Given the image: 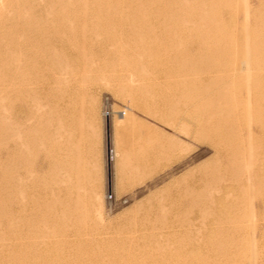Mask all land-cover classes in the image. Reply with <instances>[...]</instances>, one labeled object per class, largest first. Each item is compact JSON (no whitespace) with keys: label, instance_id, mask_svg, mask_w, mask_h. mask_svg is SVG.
<instances>
[{"label":"rangeland","instance_id":"374dc122","mask_svg":"<svg viewBox=\"0 0 264 264\" xmlns=\"http://www.w3.org/2000/svg\"><path fill=\"white\" fill-rule=\"evenodd\" d=\"M197 1L0 0V264H264V0Z\"/></svg>","mask_w":264,"mask_h":264},{"label":"bare ground","instance_id":"6f19581e","mask_svg":"<svg viewBox=\"0 0 264 264\" xmlns=\"http://www.w3.org/2000/svg\"><path fill=\"white\" fill-rule=\"evenodd\" d=\"M217 1L220 2V3L218 4ZM217 1H214L215 3L212 1V3H213L214 5H216L215 8H216L217 5H218V8H216V9H218V10L221 9V7L225 6L224 4H226V6H227V7H225V8H228V9H229L228 6H230V7L233 6V5H232V2L227 3V2H229V1H227V0H226V2H224L225 0H224V1L217 0ZM230 1H231V0H230ZM197 2H198V1L196 0L195 3H197ZM199 2H200V0H199ZM206 2H208V1H206ZM209 2H210V0H209ZM221 2H222V3H221ZM223 2H224V3H223ZM221 4H222L223 6H221ZM202 5H203V4H202ZM220 6H221V7H220ZM219 7H220V8H219ZM235 7H236V6L234 5L233 8H235ZM231 9H232V8H231ZM231 9H230V10H231ZM216 11H217V10H216ZM217 12H221V10H219V11H217ZM206 30H207V29H206ZM204 31H205V29L203 30V33H204ZM203 33L199 35V38L202 37V38H201V39L203 40L202 43H203V42L206 43V38L209 37V33H208V32H206V33H204V34H203ZM200 36H201V37H200ZM5 41H6V40H5ZM7 43H8V42H5L4 44H7ZM200 43H201V42H200ZM202 43H201V46H199L200 48H202ZM203 44H204V43H203ZM7 45H8V44H7ZM204 45H205V44H204ZM6 47H7V46H6ZM203 47H204V46H203ZM215 56H216V55H215ZM215 56H214V57H215ZM202 57H203V56H202ZM202 57H201V59H202ZM216 57H217V56H216ZM210 58H211V57H210ZM201 59H200V61H201ZM198 60H199V59H198ZM207 60H208V58H207ZM204 61H205V60H204ZM213 61H214V60H213ZM211 62H212V61H211ZM198 63H199V61H198ZM201 63H203V62L201 61ZM208 64H209V63H208ZM211 64H212V63H211ZM213 64H215V63H213ZM200 65H202V64H200ZM205 65H206V64H205ZM202 67H203V66H202ZM206 67H207V66H206ZM206 67H205V69H206ZM211 67H212V66H211ZM197 69H198V68H197ZM208 69H209V68H208ZM212 69H213V68H212ZM200 70H201V69H200ZM248 70H249V69H248ZM197 71H198V70H197ZM201 71H202V70H201ZM198 72H199V71H198ZM202 72H203V71H202ZM217 72H218V71H217ZM240 72H241V71H240ZM219 73H221V71H219ZM213 74H214V73H213ZM217 74H218V73H217ZM221 75H222V74H221ZM226 75H227V74H226ZM209 76H210V75H209ZM219 76H220V75H219ZM219 76H218V77H219ZM235 76H236V75H235ZM211 77H212V76H211ZM220 77H221V76H220ZM232 77H233V76H232ZM214 78H215V77H214ZM222 78H223V77H222ZM208 79H209V78H208ZM210 79H212V78H210ZM215 79H216V78H215ZM217 79H218V78H217ZM226 80H227V79H226ZM229 80H230V79H229ZM211 81H212V80H211ZM209 82H210V80H209ZM224 82H225V81H224ZM224 82H222V83H223V86H224ZM231 82H232V81H231ZM203 83H204V82H203ZM225 83H226V82H225ZM204 84H209V83L207 82V83H204ZM210 84H211V83H210ZM214 84H216V81H215V83L213 82V84H211V85H214ZM216 85H217V84H216ZM219 85H220V84H219ZM216 87H218V86H216ZM216 87H215V88H216ZM122 88L125 89L124 87H122ZM122 88L119 90V92L121 91V93H124L125 90H122ZM227 88H228V86H227ZM203 89H205V87H203ZM203 89H202V90H203ZM223 89H224V88H223ZM217 90L219 91L220 89L218 88ZM225 90H226V89H225ZM225 90H224V91H225ZM123 91H124V92H123ZM213 91H214V90H213ZM226 91H228V89H227ZM206 92H207V91H206ZM223 93H224V92H223ZM230 93H231V91H230ZM213 94H214V93H213ZM213 94H212V97H213ZM216 95H218V94H216ZM219 95H220V94H219ZM219 95H218V96H219ZM222 96H223V95H222ZM224 96H225V95H224ZM224 96H223V98H224ZM229 96H230V95H229ZM220 97H221V96H220ZM225 97H226V96H225ZM223 98H222V99H223ZM229 98H230V97H229ZM217 99H220V98H217ZM226 99H227V98H226ZM202 100H203V99H202ZM220 100H221V99H220ZM220 100H219V101H220ZM223 100H225V99H223ZM212 101H214V99H213ZM228 101H229V99H228ZM228 101H227V102H228ZM206 102H207V100H206ZM209 102H210V100H209ZM214 102H215V101H214ZM204 103H205V101H204ZM218 103H219V102H218ZM211 104H213V103H211ZM215 104H216V102H215ZM213 105H214V104H213ZM217 106H218V105L216 104V107H217ZM205 107H206V106H205ZM205 107H204V108H205ZM208 108H209V107H208ZM231 108H232V107H231ZM233 108H234V107H233ZM217 109H218V108H217ZM207 110H208V109H207ZM207 110H206V112H207ZM209 110H211V107H210ZM226 110H227V109H226ZM228 110H229V109H228ZM232 110H233V109H232ZM229 111H230V110H229ZM229 111H228V112H229ZM92 112H93V110H92ZM222 113H223V111H222ZM226 113H227V112H226ZM92 114H93V113H92ZM92 114H91V115H92ZM209 114H210V113H209ZM217 114H218V113H217ZM257 114H258V113H257ZM215 115H216V114H215ZM113 156H114V155H113ZM113 156H112V158H111L110 160L113 159ZM248 262H249V261H248Z\"/></svg>","mask_w":264,"mask_h":264}]
</instances>
